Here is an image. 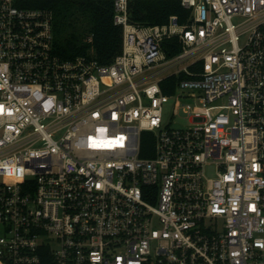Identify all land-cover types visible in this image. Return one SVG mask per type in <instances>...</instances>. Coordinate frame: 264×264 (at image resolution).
Listing matches in <instances>:
<instances>
[{"label": "built area", "instance_id": "2783aa9c", "mask_svg": "<svg viewBox=\"0 0 264 264\" xmlns=\"http://www.w3.org/2000/svg\"><path fill=\"white\" fill-rule=\"evenodd\" d=\"M45 1L0 0V264H264V0H108V65Z\"/></svg>", "mask_w": 264, "mask_h": 264}, {"label": "trees", "instance_id": "16d2710c", "mask_svg": "<svg viewBox=\"0 0 264 264\" xmlns=\"http://www.w3.org/2000/svg\"><path fill=\"white\" fill-rule=\"evenodd\" d=\"M44 4L53 12L54 44L63 58L91 55L101 65H108L121 53L123 30L114 23L111 1H45ZM133 9L132 18L146 25L164 24L172 15L183 20L187 15L177 1L142 0L135 2ZM164 90L171 92L165 86ZM143 145L145 148V140ZM142 155H146L145 151Z\"/></svg>", "mask_w": 264, "mask_h": 264}, {"label": "rangeland", "instance_id": "374dc122", "mask_svg": "<svg viewBox=\"0 0 264 264\" xmlns=\"http://www.w3.org/2000/svg\"><path fill=\"white\" fill-rule=\"evenodd\" d=\"M186 64L188 65L189 62ZM171 116H172L171 105H167L166 106V113H165V123H167L169 121ZM184 118H185V116L182 114V112H179V116L169 126L179 127L182 125H186L187 121ZM144 140L146 141L145 147L147 148V150L152 149V147H154V142L151 140L150 136H145ZM208 174H209V176H214V168H212V167L208 168Z\"/></svg>", "mask_w": 264, "mask_h": 264}]
</instances>
